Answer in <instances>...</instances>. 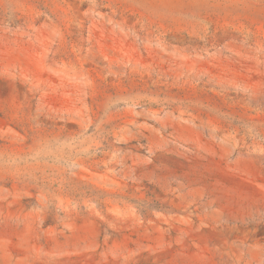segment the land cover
<instances>
[{"label":"rangeland","instance_id":"374dc122","mask_svg":"<svg viewBox=\"0 0 264 264\" xmlns=\"http://www.w3.org/2000/svg\"><path fill=\"white\" fill-rule=\"evenodd\" d=\"M0 264H264V0H0Z\"/></svg>","mask_w":264,"mask_h":264}]
</instances>
